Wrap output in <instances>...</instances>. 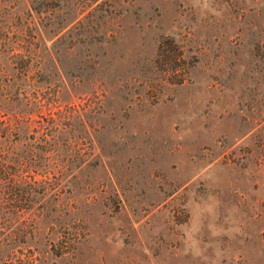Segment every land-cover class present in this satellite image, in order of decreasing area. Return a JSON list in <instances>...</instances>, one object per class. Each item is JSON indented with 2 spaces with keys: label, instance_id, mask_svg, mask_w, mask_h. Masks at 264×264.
<instances>
[{
  "label": "rangeland",
  "instance_id": "rangeland-1",
  "mask_svg": "<svg viewBox=\"0 0 264 264\" xmlns=\"http://www.w3.org/2000/svg\"><path fill=\"white\" fill-rule=\"evenodd\" d=\"M15 117L0 264H264V0H0Z\"/></svg>",
  "mask_w": 264,
  "mask_h": 264
},
{
  "label": "trees",
  "instance_id": "trees-1",
  "mask_svg": "<svg viewBox=\"0 0 264 264\" xmlns=\"http://www.w3.org/2000/svg\"><path fill=\"white\" fill-rule=\"evenodd\" d=\"M63 0H42V3H45L46 5L51 2L60 3ZM55 11L54 8L49 7L45 8L44 12L46 14H53ZM77 19V18H76ZM56 40L54 42V45H57V31H56ZM8 120V121H7ZM2 119L0 120V177L3 178V183L7 184L6 186H3L0 188L1 190H12L17 191L16 189L19 187L16 184V180L14 179L19 173H22V170H14L11 169L12 162L17 163L21 166L24 164V160L31 161L32 153L29 151V153L25 154L23 151H14V148H16L19 139V132L21 131V127L27 125L25 124V119H22L20 117H15L14 120L12 119ZM49 127V132L42 133L41 138V146H42V153L44 154V159H48L52 153L57 152V120L51 119V123L47 124ZM26 127V126H25ZM15 136V138H14ZM40 138H38L40 140ZM30 158V159H29ZM19 167V166H18ZM56 169V168H55ZM57 173V170H54ZM42 176L44 180L48 179V176L54 175V173L50 170L48 165L45 167L44 170H42ZM5 181V182H4ZM43 181V180H42ZM32 182L26 183V186L24 188L23 192H26L27 194L33 193L32 189ZM48 190L47 188H43V194H47Z\"/></svg>",
  "mask_w": 264,
  "mask_h": 264
}]
</instances>
